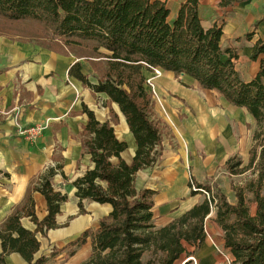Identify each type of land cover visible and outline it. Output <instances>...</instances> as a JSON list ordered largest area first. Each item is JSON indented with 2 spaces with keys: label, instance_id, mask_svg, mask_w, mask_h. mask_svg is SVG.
<instances>
[{
  "label": "trees",
  "instance_id": "16d2710c",
  "mask_svg": "<svg viewBox=\"0 0 264 264\" xmlns=\"http://www.w3.org/2000/svg\"><path fill=\"white\" fill-rule=\"evenodd\" d=\"M245 1L221 0V6L228 9ZM199 4L200 0H185L170 19V9L157 0H0V33L34 39L68 56L74 54L91 61L98 70L96 82L83 72L81 62L69 72L94 97H108L104 106L110 117L101 122L82 105L81 114L88 118L82 148L91 156L94 168L76 179L74 186L80 214L87 213L85 201L113 209L97 230L88 229L65 246L53 248L49 257L35 259L41 248L37 235L47 237L49 231L67 226H60L57 217L68 196L52 183L62 167L50 168L30 188L24 205L0 226V264L11 254L21 255L28 264H48L63 253L68 259L88 239L92 255L83 264H176L187 253V246L197 250L205 242V221L213 210L224 231L225 247L234 258L232 264H264V41L255 44L251 56L254 61L262 57L260 70L252 81L244 82L236 67L238 53L223 44V25L206 29ZM262 22L264 18L255 27ZM154 69L175 77L189 76L201 89L216 91L254 117L258 130L248 167L241 169V161L233 158L227 168L232 175L242 174L252 168L259 154L257 179L248 185L254 196L251 202L256 204L255 216L245 192H237V204L232 205L217 190L214 198L205 199L169 225H155L157 191L136 188L137 174L155 168L163 154L162 127L153 116L154 100L146 85ZM113 104L118 105L136 141L130 164L121 157L128 145L116 134L119 117ZM197 189L213 191L207 185ZM34 192L47 202L48 213L42 220L36 215ZM23 218L36 226L34 232L21 226ZM184 264H193V260Z\"/></svg>",
  "mask_w": 264,
  "mask_h": 264
},
{
  "label": "crops",
  "instance_id": "0c3cea01",
  "mask_svg": "<svg viewBox=\"0 0 264 264\" xmlns=\"http://www.w3.org/2000/svg\"><path fill=\"white\" fill-rule=\"evenodd\" d=\"M157 1L167 5L173 19L185 0ZM199 5L203 26L209 29L223 25V44L238 53L236 67L240 78L252 81L261 66L262 57L254 61L251 56L255 44L264 41V22L255 27L264 18V0H248L228 9L222 8L221 0H200ZM77 62L84 65L83 59L58 53L42 42L0 33V226L16 208L24 205L30 188L50 168L62 167L52 183L57 191L68 196L57 217L60 226H67L49 231L47 237L37 235L41 248L35 259L42 255L49 257L53 248L65 246L88 229L97 230L100 221L113 210L110 205L90 201L84 202L86 214H80L78 207L74 182L94 168L91 156L82 148L83 126L88 120L81 114L82 105L94 111L101 122L110 117L108 111L99 112V97L106 101L108 97L104 94L94 97L70 76V69ZM88 70L83 68L85 74H89ZM155 83L158 96L153 99V115L162 121L163 154L155 168L140 171L136 178L138 190L157 191L155 225L158 228L169 225L206 199L202 191L192 193L190 180H194L196 187L209 185L212 190L218 187L226 192L230 204L236 205L238 189L235 187V198L230 200L226 184L230 180L228 175L239 174H230L227 166L231 159L237 158L242 163L240 168L248 167L256 145V120L216 91L201 89L189 76L175 77L162 71ZM112 106L119 117V125L114 126L116 134L128 145L121 157L130 164L137 150L136 141L118 105ZM33 126L46 128L38 139L28 141L21 130ZM258 157L252 168L244 171L255 172L256 178L248 183L257 179ZM247 195L245 191L246 199L252 201L253 197ZM32 197L36 215L42 220L48 213L46 199L38 192ZM21 226L31 232L36 229L29 218H23ZM205 231L207 237L201 247L196 250L187 246V253L176 264H184L189 258L193 264L233 263L215 210L205 221ZM189 254L192 256L188 257ZM91 255L92 244L88 239L73 257L67 259L63 253L48 264H83ZM5 264L28 263L21 255L11 254Z\"/></svg>",
  "mask_w": 264,
  "mask_h": 264
},
{
  "label": "rangeland",
  "instance_id": "374dc122",
  "mask_svg": "<svg viewBox=\"0 0 264 264\" xmlns=\"http://www.w3.org/2000/svg\"><path fill=\"white\" fill-rule=\"evenodd\" d=\"M79 52V51H78ZM78 52L76 53V54H78ZM74 55V54H73ZM75 56V55H74ZM84 60V68H89V70H88V72H89V74H90V80L92 81V82H96V76L98 75V70H96V69H94V67H92V65L90 64V62L91 61H86L85 59H83ZM149 76H152L151 74L149 75ZM155 86H156V83H155ZM151 95H152V97H153V99H154V95H153V93H151ZM105 98H103L102 96H100L99 97V99H98V102H99V112L100 113H107V111H108V116H109V109L106 107V106H104V104H105V101L106 100H104ZM154 116V115H153ZM156 121H159V120H157V119H155ZM162 121L160 120L159 121V123H160V126L161 127H163V125H162V123H161ZM238 161H240L239 159H238ZM234 162H237L236 160L234 161ZM241 169H243V168H241ZM228 172H229V170H228ZM230 173V172H229ZM255 172L254 171H247V173H242V174H239V176H234V177H231L230 175H228L229 176V178H230V180L229 181H227V190L226 191H230V195H229V197H230V200H233V198H235L234 197V193H235V187H236V193L237 192H240L241 190L243 191V192H247V197H254L253 196V194L248 190V185H249V181L250 180H254L255 178H256V176H254L255 174H254ZM231 174V173H230ZM238 175V174H237ZM241 175V176H240ZM251 183V182H250ZM192 184H194L195 186H196V184H195V182H194V180H190V183H189V186H190V188H191V185ZM209 186V185H208ZM197 188V187H196ZM217 190H220L222 193H224L221 189H219L218 187L217 188H215V189H213V191H212V193H213V195H214V192L215 191H217ZM249 194H252V196H250ZM212 195V194H211ZM225 196H226V198H227V200L229 201V199H228V195H226V192H225ZM245 198H246V196H245ZM247 201H248V206H249V208H250V212H251V214L253 215V216H255L256 215V205H251V200L249 199V198H247ZM189 259H191V258H189Z\"/></svg>",
  "mask_w": 264,
  "mask_h": 264
},
{
  "label": "built area",
  "instance_id": "2783aa9c",
  "mask_svg": "<svg viewBox=\"0 0 264 264\" xmlns=\"http://www.w3.org/2000/svg\"><path fill=\"white\" fill-rule=\"evenodd\" d=\"M152 76H149L146 80V85L151 93H153L154 98L158 96L157 88L155 86V80L162 75V70L160 69H154ZM46 127L44 126H33L28 127L26 129L21 130V135L26 138L28 141H35L38 139L44 132ZM191 189L193 191H202L205 195L206 199L210 200L211 198H214V195L212 193H208L204 190H198L194 184L191 185ZM212 194V195H211Z\"/></svg>",
  "mask_w": 264,
  "mask_h": 264
}]
</instances>
